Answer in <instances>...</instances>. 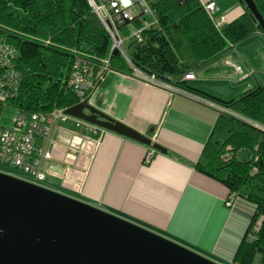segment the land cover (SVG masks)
I'll return each instance as SVG.
<instances>
[{
    "label": "crops",
    "instance_id": "obj_1",
    "mask_svg": "<svg viewBox=\"0 0 264 264\" xmlns=\"http://www.w3.org/2000/svg\"><path fill=\"white\" fill-rule=\"evenodd\" d=\"M184 1V0H179ZM215 1L219 30L247 10L240 0ZM256 43V44H255ZM259 43V44H258ZM240 65L243 73L235 69ZM92 73L98 78L100 66ZM102 71V70H101ZM184 87L215 101L238 99L264 83V32L254 31L229 43L193 70ZM89 102L106 114L166 148L146 161L154 146L106 129L95 133L70 117L59 120L48 139L38 143L50 153L42 159V184L113 212L223 264L234 261L249 230L256 205L205 172L203 155L209 141L227 132L215 131L216 108L182 93L148 84L133 74L109 70L97 82ZM99 126V125H98Z\"/></svg>",
    "mask_w": 264,
    "mask_h": 264
},
{
    "label": "trees",
    "instance_id": "obj_2",
    "mask_svg": "<svg viewBox=\"0 0 264 264\" xmlns=\"http://www.w3.org/2000/svg\"><path fill=\"white\" fill-rule=\"evenodd\" d=\"M148 1L158 23L144 32L143 42L127 44L131 63L121 54H113L111 69L134 74L138 68L183 86L184 74L202 61L257 29L263 31L249 9L219 30L197 0ZM255 2L264 16V0ZM0 43L11 44L17 53L14 65L20 83L11 102L30 111L78 103L68 85L74 58L82 53L99 63L110 52L112 40L88 0H0ZM100 69L98 78L103 73ZM218 101L234 114L220 112L215 131L227 135L206 144L205 172L229 187L230 193L255 203L249 230L234 261L264 264V83L238 99Z\"/></svg>",
    "mask_w": 264,
    "mask_h": 264
},
{
    "label": "water",
    "instance_id": "obj_3",
    "mask_svg": "<svg viewBox=\"0 0 264 264\" xmlns=\"http://www.w3.org/2000/svg\"><path fill=\"white\" fill-rule=\"evenodd\" d=\"M240 1L264 32L255 0ZM65 111L167 151L88 100ZM0 264L223 263L89 202L0 171Z\"/></svg>",
    "mask_w": 264,
    "mask_h": 264
},
{
    "label": "built area",
    "instance_id": "obj_4",
    "mask_svg": "<svg viewBox=\"0 0 264 264\" xmlns=\"http://www.w3.org/2000/svg\"><path fill=\"white\" fill-rule=\"evenodd\" d=\"M91 7L107 29L112 44L110 52L100 60V64L89 57L78 53L71 65L68 76V85L76 94L79 102L88 100L90 94L97 86L98 79H102L109 70L110 57L114 50L118 51L128 62L131 63L127 44L131 41L143 42L144 32L158 23L155 9L148 0H88ZM207 14L211 17L214 25L220 28L222 22L214 17L219 6L215 1L206 2L203 5ZM129 22H126V21ZM131 23L136 24L133 30L126 35L122 30L129 28ZM16 48L11 44L0 43V166L12 167L20 172L3 171L30 182L43 185L46 173L42 167V159L50 157L49 151L38 143L39 138L48 139L54 126L59 120L73 117L77 123H85L95 133L101 134L106 129L72 116L66 113L67 107H55L50 110H25L11 102V97L17 93L20 83V73L15 67ZM99 65L103 73L99 78L92 77V68ZM239 73H243L240 65L234 64ZM136 78L148 84L168 90L170 93H182L216 108L219 112L234 114L225 104L213 99L198 96L186 87L173 83L169 79H161L153 74L146 73L138 68L133 74ZM195 78V72L190 71L183 76V80ZM6 105L17 108V113L11 126H5L1 122V112ZM158 149L155 147L148 150L146 161H151ZM237 197L236 193H230L226 203L230 206Z\"/></svg>",
    "mask_w": 264,
    "mask_h": 264
},
{
    "label": "rangeland",
    "instance_id": "obj_5",
    "mask_svg": "<svg viewBox=\"0 0 264 264\" xmlns=\"http://www.w3.org/2000/svg\"><path fill=\"white\" fill-rule=\"evenodd\" d=\"M171 15H172L173 18H175L177 16V10H176V8H173L171 10ZM135 25L136 24L131 23L129 25V28H125V29L122 30V34L123 35H126V33H129L130 30H133L135 28ZM16 113H17V108H15V107H13L11 105H6L2 109V112H1V122H2V124L5 125V126H11L13 124V119H14ZM0 169L1 170H4V171H11V172H14L16 174H19L20 173V172H18L16 170H13L14 168H12V167H3V166H0Z\"/></svg>",
    "mask_w": 264,
    "mask_h": 264
}]
</instances>
